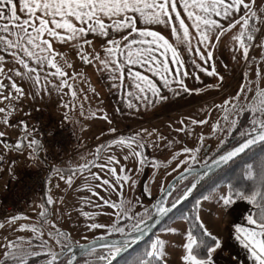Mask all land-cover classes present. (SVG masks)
<instances>
[{
    "label": "snow or ice",
    "instance_id": "snow-or-ice-1",
    "mask_svg": "<svg viewBox=\"0 0 264 264\" xmlns=\"http://www.w3.org/2000/svg\"><path fill=\"white\" fill-rule=\"evenodd\" d=\"M257 40L256 47L264 49V11L258 15L253 0H0V102H6L0 107V124L5 129L0 131V144L4 152H26L33 162L43 145L35 125L27 122L31 112L16 121L11 117L30 107L28 97L43 101L55 93L62 103L64 95L77 99L76 82L82 73L66 71L74 69L68 59L71 52L84 66L106 76L108 88L120 94V102L130 111L163 106L169 93L222 90L232 80L242 81L234 95L201 110L220 112L210 125L212 144L203 133L193 132V126L209 123L207 117L180 121L176 131L193 138L188 144L170 140L155 128L125 135L107 112L98 109L113 138L97 144L90 160L68 168L66 180L63 167L52 166L50 171L69 185L77 173L87 171L91 181L98 183L86 182L82 188L99 203L81 197L77 207L63 197L45 194L39 223H18L28 219L24 213L0 216V264H120L121 257H126L123 264H169L164 234L177 229L165 227L155 235L149 233L154 232L155 222L189 199L192 209L180 233L179 264H264V87L260 86L264 56L257 61L250 55ZM200 73L215 83L204 89L190 86L187 81L199 82ZM250 75L255 77V89ZM93 93L100 95L95 89ZM75 106L63 104L69 110ZM80 108L83 116V104ZM64 119H70L69 111ZM8 129H19L11 144ZM145 133L148 137L155 134V139L146 140ZM161 143L179 145L171 160L159 161L146 154V148H158ZM113 146L127 149L123 160L133 159L134 169L122 165L115 154L102 158ZM237 162L243 164L240 177L217 183ZM161 164L170 179L161 183L159 195L147 181L139 195H126L125 185L132 190L138 184L130 174L138 177L145 165L155 170ZM7 171L11 173L12 168ZM96 189L118 193V199L100 196ZM84 204L93 209L107 206L111 210L105 213L108 220L96 222L97 212L85 211ZM61 205L67 212L60 210ZM237 213H243V223H234ZM206 217L223 224L224 230L214 231ZM9 231L11 238L6 235ZM82 232L87 233L83 243L75 239Z\"/></svg>",
    "mask_w": 264,
    "mask_h": 264
},
{
    "label": "crops",
    "instance_id": "crops-1",
    "mask_svg": "<svg viewBox=\"0 0 264 264\" xmlns=\"http://www.w3.org/2000/svg\"><path fill=\"white\" fill-rule=\"evenodd\" d=\"M165 34L167 35V33ZM60 51L68 50L66 48H60ZM252 51L253 50L250 49L251 56H253ZM225 56H227V53H225ZM75 58L76 57L68 55V59L71 63ZM257 59L258 58H256V60ZM79 63L81 64V67H79L78 72L82 73V77L78 78L76 82L77 99L75 101L71 99L67 103H75V108L71 110L66 109L63 107V104L66 102L63 101L62 103L60 99H52L51 96H44L43 101H40L39 99L37 101H32L30 97L26 100V103L29 104L30 107H24L23 113L16 112L12 116V121H16L18 118L25 117L27 116V113L31 112V115L27 116V122L30 126L35 125L37 138H39L37 133V121L35 120V118L38 117L37 114L40 116L42 115L43 118H45V122L47 121L50 123L51 130L63 128L69 131L71 136L70 152H72H69L70 154L68 153L66 155V153L57 148V154L58 157H60V161L55 167L58 169L63 167L65 169L64 174L68 173V168H74L77 164L90 160L92 158L90 153L95 150L97 144L113 138L107 134L108 122L100 119L102 114L98 109H103L104 112H107L109 119L113 121V124L117 127L118 131L125 135L139 132L140 129H146L148 132H151L152 129L155 128L161 135H165L168 131L170 134L169 139L191 144L192 137H185L183 133H177L176 131L177 128L181 127L180 121L184 120L187 123L188 117L191 116L193 118V113L198 112L207 106L206 104L211 100L223 98L225 94H229L231 90L236 89L239 83H242L241 80L237 79L232 80L230 84L226 85L222 90L208 88L201 93L181 92L179 96H172L171 93H169V100L166 101L163 106L148 108L140 107L138 110L130 111L120 102V94L117 91L108 88L106 84V76H101L100 73L94 72L93 68L84 66L80 61ZM254 66L255 65H253V67ZM229 75H232L231 72ZM200 76L201 80L199 82L189 79L187 83L190 86L194 85L202 89L205 88V85L215 83L211 77H207L203 73H200ZM227 78L228 77H226V79ZM81 89L83 91H80ZM93 89H95L96 92H99L100 95H94ZM85 95L88 99H84ZM240 99L242 100V97ZM81 104H83V116L80 115ZM116 108H120L121 111L116 112ZM66 111H69L70 115V119L68 120L64 119V113ZM92 112L97 113L96 117L91 115ZM203 116L204 115L200 116V118ZM168 126L170 128H168ZM101 132H104L105 136L101 137ZM193 132L195 135L201 134L198 125L193 126ZM209 132V128L203 129V134L205 135L207 142L212 144V138L209 136ZM144 137L146 140H154L155 134H153L152 137H148L147 133H145ZM10 140L12 141L13 138H10ZM173 147L177 152L179 145H174ZM42 150L46 149L42 147L41 151ZM65 155L67 158H64L66 157ZM103 155L104 153L102 154V157ZM81 157H84L85 159L82 160ZM44 164V159H41L37 164V168ZM86 172L87 171L83 173ZM50 174H52V172ZM168 179H170V177H168ZM47 181L46 178L43 183V191L46 189ZM241 208L243 209V203H241ZM206 220L214 231H223L225 228L223 224H217L211 217H206ZM233 221L234 223H243V213H237L233 217ZM169 227L176 228L177 232L164 234L169 245L167 259L169 264H179L183 242V237L180 233L183 228L187 227V223L185 220L179 219L173 221ZM248 264H251V262H248Z\"/></svg>",
    "mask_w": 264,
    "mask_h": 264
},
{
    "label": "rangeland",
    "instance_id": "rangeland-1",
    "mask_svg": "<svg viewBox=\"0 0 264 264\" xmlns=\"http://www.w3.org/2000/svg\"><path fill=\"white\" fill-rule=\"evenodd\" d=\"M254 9L257 11L258 15L260 14L261 11H264V0H254ZM259 43L260 41L257 40L256 44L254 45L255 50L252 51L253 57L258 58L257 61L260 60L259 58H261V56H264V49L256 47V45H258ZM69 55L76 57L73 52H71ZM72 64L74 65V69H66V71H68L69 73H71L73 70L78 71L79 67H81V64L79 63L77 58L73 60ZM261 67L264 68V63L261 64ZM249 78L254 81L252 87L253 89H255V86H256L255 77L250 75ZM260 86L264 87V79L260 81ZM234 92L235 90H231V92L229 94H225L223 98H220L218 100H211L209 103L206 104L207 106H205L202 109H211V106L213 103L221 104L224 99H227V96L234 95ZM51 97L52 99L61 100V98L58 97L55 93H53ZM29 98L30 97H28L27 99ZM71 99L72 98L69 95H64L62 98V100L66 103H68ZM243 99L244 97H242L241 101H243ZM4 103L6 102H0V107H3ZM201 110L193 113L194 114L193 118H197V116L200 118V116L202 115L204 116L201 117L200 119H204L205 117L208 118L209 120L208 124L203 125V126L198 125V128H200V132L203 133L204 128L210 129L211 123L215 122L218 118H220V112L217 110H211V111H201ZM37 115L42 120L45 119L43 118L42 115L41 116L39 114ZM11 120H13L12 117H11ZM46 123L48 127H51L49 122L46 121ZM168 128L170 127L168 126ZM56 129H59V128H56ZM56 129L50 130V132H52L53 137L56 136V132H55ZM4 130L5 129L3 128L2 124H0V131H4ZM18 135H19V129L17 130L8 129L6 131V137H8V143L9 144L13 143L16 137H18ZM169 135L170 134L167 131L165 136L168 139H169ZM10 138H13V140L11 141ZM211 138H212V143H213L215 138L214 137H211ZM170 140H173V139H170ZM173 146L169 147L166 144L161 143L158 148H146L145 152L149 157H155L159 161L171 160L172 156H174L176 153L175 148ZM70 150H71V145L68 148V150L65 151L64 153H66L67 155L70 152ZM0 152H3V159H4V163L0 164V210H1L5 206H9L12 203L18 205V195L20 194V190L26 184L30 182V179L39 177L41 174V171L44 168V165L39 166L37 168V164L39 163V161H41V159H44V163H45L48 160L46 157L45 150H42L39 152V158L37 162H33L32 159L28 158L26 152L23 154L18 153L14 150L4 152L3 144H0ZM126 153H127L126 148L120 149L116 146H113L111 152H105L104 155L115 154L117 158L120 160V163L122 165L126 164L127 168L134 169L135 161L133 159L130 158L127 162L123 160V155H125ZM64 158H67V156ZM180 158H182V156ZM12 160H15V164L11 163ZM58 163H56V165ZM9 167L12 168L11 173L7 171ZM172 167H175V164H172ZM92 171H96V169L93 168ZM63 175L65 176V180H66L69 174L63 173ZM130 175H132L133 178L138 179V184H137L136 189H132V190H130L127 185L124 186V191L126 195L128 196H131L133 192L136 195H139V191L140 189H142L145 181L148 182L149 187L151 188L153 193L159 195V187L161 183L168 179V176H165L163 164H161L160 168L155 169V170L150 165H145L143 168V171L139 174L138 177L134 174V172ZM152 176L155 177L154 180L150 179V177ZM46 177L48 181L46 183L45 191H43V189L36 190L28 197V199H26L22 203H19V207L21 208L20 209L21 211H19L18 213L26 214L28 216V219L27 220L21 219L18 221V223H39V220H38V213L40 211L39 205L42 202V199L45 197V194H51L54 196L55 199H59L60 197H63L64 200L69 205H73L77 207L80 206L81 197H91V199L94 202L99 203L97 197L91 196L90 192L82 188V186L86 182H90L92 184L98 183L97 181H91L88 172L83 173V174L78 173L77 175H75L71 185L67 184L65 180H61L59 178V175H57L56 173L48 174L44 178L46 179ZM96 190L99 191L100 196H105L112 200L118 199V193H115V192L107 193L102 189H96ZM83 207L85 211H96L97 212L96 222H99V223L106 222L108 220V216L105 215V213H110L111 211L107 206H102V205L97 209H93L90 205H87V204H84ZM60 210L62 212H67V209H65L63 205L60 206ZM0 216H2L1 211H0ZM179 219H182V218H179ZM61 223L63 224L64 222L62 221ZM74 223H75V217H73V224ZM68 227H71V225H69ZM157 232L159 233L160 231L158 230ZM16 234L20 236H25V237L31 235L30 232H17ZM6 235H8L11 238L12 232L9 231L6 233ZM83 235H87V233L82 232V235L75 236V239L80 240V242L83 243L84 242ZM97 235H99V233H97ZM92 238L93 237L91 235L88 236L89 240H91ZM0 240H2V237H0Z\"/></svg>",
    "mask_w": 264,
    "mask_h": 264
},
{
    "label": "built area",
    "instance_id": "built-area-1",
    "mask_svg": "<svg viewBox=\"0 0 264 264\" xmlns=\"http://www.w3.org/2000/svg\"><path fill=\"white\" fill-rule=\"evenodd\" d=\"M35 120L37 121V133L39 139L41 140L43 147L46 149L48 163L44 166L39 177L30 179V182L20 190V194L18 195V205L12 203L0 210L2 216L4 214H12L20 211L21 208L19 207V203H22L28 199L33 192L42 188L45 179L44 177L51 172V167L60 161V157H58L57 154V148L65 152L71 144V136L68 130L63 128L56 129V136L53 137L52 132H50V127L47 126V123L44 120L39 117L35 118Z\"/></svg>",
    "mask_w": 264,
    "mask_h": 264
},
{
    "label": "trees",
    "instance_id": "trees-1",
    "mask_svg": "<svg viewBox=\"0 0 264 264\" xmlns=\"http://www.w3.org/2000/svg\"><path fill=\"white\" fill-rule=\"evenodd\" d=\"M242 168H243V164L241 162H237V164L234 165L232 169L225 176H223L220 180H218L217 183H227L228 180H233V181L237 180L240 177ZM191 209H192V200L189 199L187 202H184L179 208H177L174 212H172L152 235H155L158 230H161L165 227H169L173 221L179 218L185 220V217L190 214ZM139 246L142 248L144 244L141 243ZM134 250L135 248L130 250L129 253L131 254L132 252H134ZM125 259L126 257H121L120 264H123Z\"/></svg>",
    "mask_w": 264,
    "mask_h": 264
},
{
    "label": "water",
    "instance_id": "water-1",
    "mask_svg": "<svg viewBox=\"0 0 264 264\" xmlns=\"http://www.w3.org/2000/svg\"><path fill=\"white\" fill-rule=\"evenodd\" d=\"M45 164H47V162H45ZM180 206H178L179 208ZM176 210V209H175ZM173 210V212L175 211ZM169 216V215H168ZM168 216L166 217H161L159 221L154 223V232L158 229V227L168 218ZM153 232V233H154ZM153 233H149V235H152ZM135 248V247H134ZM132 250V249H131ZM77 251H79V249H77ZM130 251V250H129Z\"/></svg>",
    "mask_w": 264,
    "mask_h": 264
},
{
    "label": "flooded vegetation",
    "instance_id": "flooded-vegetation-1",
    "mask_svg": "<svg viewBox=\"0 0 264 264\" xmlns=\"http://www.w3.org/2000/svg\"><path fill=\"white\" fill-rule=\"evenodd\" d=\"M21 211V210H20ZM19 211H17V212H14V213H18ZM14 213H12V214H14Z\"/></svg>",
    "mask_w": 264,
    "mask_h": 264
}]
</instances>
